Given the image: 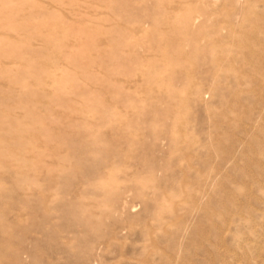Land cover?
<instances>
[{"label": "rangeland", "instance_id": "374dc122", "mask_svg": "<svg viewBox=\"0 0 264 264\" xmlns=\"http://www.w3.org/2000/svg\"><path fill=\"white\" fill-rule=\"evenodd\" d=\"M0 264H264V0H0Z\"/></svg>", "mask_w": 264, "mask_h": 264}, {"label": "bare ground", "instance_id": "6f19581e", "mask_svg": "<svg viewBox=\"0 0 264 264\" xmlns=\"http://www.w3.org/2000/svg\"><path fill=\"white\" fill-rule=\"evenodd\" d=\"M157 136V135H156ZM160 136V135H159ZM159 140V139H158ZM162 140V139H161Z\"/></svg>", "mask_w": 264, "mask_h": 264}]
</instances>
